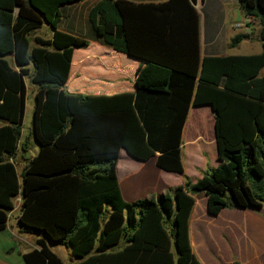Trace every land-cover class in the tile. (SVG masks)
I'll return each mask as SVG.
<instances>
[{
  "label": "trees",
  "instance_id": "obj_1",
  "mask_svg": "<svg viewBox=\"0 0 264 264\" xmlns=\"http://www.w3.org/2000/svg\"><path fill=\"white\" fill-rule=\"evenodd\" d=\"M81 1L0 0V231L19 194L18 229L41 235L21 254L23 264H63L45 239L67 247L73 264H201L188 237L195 196H205L212 215L264 205V0H236L247 23L258 24L260 51L223 56L200 55L195 0H97L87 9V35L60 29L63 7ZM42 24L52 30L48 38L33 34ZM88 38L138 61L141 72L162 71L163 89L70 91L71 61L91 49ZM25 77L35 84L37 151L18 172ZM201 105L212 111L219 163L193 182L183 175L176 187L130 202L118 188V152L86 146L68 131L79 117L122 118L119 147L139 161L155 155L158 167L182 174V127L189 107ZM43 151L49 165L36 169Z\"/></svg>",
  "mask_w": 264,
  "mask_h": 264
},
{
  "label": "crops",
  "instance_id": "obj_2",
  "mask_svg": "<svg viewBox=\"0 0 264 264\" xmlns=\"http://www.w3.org/2000/svg\"><path fill=\"white\" fill-rule=\"evenodd\" d=\"M87 1L70 4L86 5L84 11L86 22L87 9L97 0ZM204 1L195 0L194 7L197 11ZM231 11L234 14L241 11L236 0L223 2L218 0L208 17L203 19L199 27L201 56L246 55L260 51L259 37L257 48H252L249 41L251 24L247 23L243 14L240 22L233 21L234 19H231L233 16L229 19L228 15ZM64 19H66L67 28L61 26ZM78 21L77 13L70 12L65 16L63 10L60 27L63 30L84 35L85 33H77L74 30L80 25ZM39 29H44L45 35L42 36L48 38L51 35L52 30L45 24L40 25L33 34L40 35L36 32ZM236 34L245 36L232 45L231 39ZM89 42L91 49L78 53L76 59L71 61L67 79L70 91L111 94L125 90L133 91L137 87H150L149 84L160 85V89H163L164 75L159 77L156 74L141 72L142 68L138 66V61L126 56L131 62L123 61L121 56L114 55V51L99 39H89ZM263 68L261 72L264 71ZM262 100L264 101V96ZM122 121V118L112 115L79 117L73 120L68 131L74 133L77 142L83 138V144L86 146H95L96 150L112 149L118 152L115 172L120 195L124 201L130 202L170 190L182 183L183 175L193 182L201 177L206 168H214L219 163L216 157L213 116L208 105L190 106L188 109L181 131L182 174L158 167L155 163V155L147 160L139 161L119 147ZM185 147L188 152H185ZM17 156L19 153H16L14 157L16 169L19 172L21 166L16 160ZM12 204V208L7 213L5 227L0 231V264H11L2 257V254L11 248L4 249L1 247L2 242L15 243L13 246L14 248L18 246L15 250L20 259L22 253L35 246L34 241L30 248L21 249L28 241L24 236H20L26 232L20 231L16 225L20 205L19 194L12 198ZM188 237L192 251L201 264H223L224 260L232 264L233 259L243 264H264V205L254 209L227 206L212 215L206 210L205 196L199 194L194 198L188 218Z\"/></svg>",
  "mask_w": 264,
  "mask_h": 264
},
{
  "label": "rangeland",
  "instance_id": "obj_3",
  "mask_svg": "<svg viewBox=\"0 0 264 264\" xmlns=\"http://www.w3.org/2000/svg\"><path fill=\"white\" fill-rule=\"evenodd\" d=\"M224 0H221V2H223ZM87 2H90V0H88ZM218 0H205L204 2H202L198 8V12H199V16H200V26L202 24L203 19H206L209 15L210 10L216 6ZM227 5L228 2H226ZM69 6V7H68ZM66 5L63 7L65 16L67 13L73 12L74 14H78V19H79V23L80 25H78V27L76 26L74 28V30L78 33H85L87 35V31H88V24L85 20V4H77V5ZM65 8V9H64ZM230 16H233L231 19H234L233 21L236 22H240L242 19V12L241 11H237L236 14L233 13V11L230 12V15H228L229 19ZM235 16V17H234ZM66 18V17H65ZM62 27L67 28L66 25V19H64V21L61 24ZM59 28L62 29L59 25ZM37 33H40L41 35H45L44 29H39L36 31ZM84 34V35H85ZM88 39H95V38H88ZM97 40V39H95ZM249 41L250 44H252V48H257L258 47V43H259V39H258V24L257 22H254L251 24V29L249 32ZM83 50V49H80ZM114 55H119L121 56L120 58L123 61H130L129 59H127L123 54L121 53H117L114 52ZM131 62V61H130ZM133 63V61H132ZM264 69V68H263ZM152 72H157L159 76H161L163 74L162 71H156V70H150ZM25 83H26V100H25V109H24V114H23V119H22V124H21V136H20V141L24 140L26 143V151L22 154V158H24L25 161L29 160L31 158V156H33L36 151H37V144L35 143L33 136L31 134V110L33 107V92L35 90V84L30 83L29 79L27 77H25ZM71 84V83H70ZM67 89V87L65 88ZM0 123H2V121H0ZM185 152H188V149H186L185 147ZM19 153V151L17 152ZM46 156L47 154L43 151L39 157L40 160H37L33 163V167L38 169V168H46L47 169V165H49V161L46 160ZM20 159V156L16 157L17 162H19V166H22V164L25 163V161L23 159ZM45 174L40 173L39 176L44 177L46 179H53L52 174H46L47 172H44ZM110 209L109 205L106 204V208L104 211L103 216H105L106 212ZM24 236L28 242H26L21 249H28L33 245V242L35 241V239L37 237H40L41 235L39 233H23L20 234V236ZM47 246L49 247L50 250H52L63 262V264H73L77 258L72 256L69 253V249L67 247H65L64 245L55 243L53 241H49L47 239H45ZM15 243H9V242H2L1 247H3L4 249H6L7 247L11 248L8 252H5L2 254V257L5 258L9 263L11 264H23V262L21 261L20 257L18 256L17 251L15 250V248H18V246L16 245L14 248ZM8 249V248H7ZM6 249V250H7ZM223 264H228L226 263V261L224 260Z\"/></svg>",
  "mask_w": 264,
  "mask_h": 264
},
{
  "label": "built area",
  "instance_id": "obj_4",
  "mask_svg": "<svg viewBox=\"0 0 264 264\" xmlns=\"http://www.w3.org/2000/svg\"><path fill=\"white\" fill-rule=\"evenodd\" d=\"M235 26H239V24H235Z\"/></svg>",
  "mask_w": 264,
  "mask_h": 264
}]
</instances>
